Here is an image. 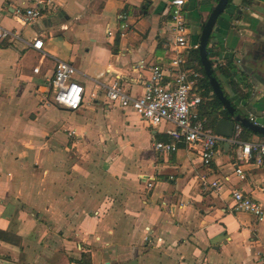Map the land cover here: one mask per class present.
Instances as JSON below:
<instances>
[{
  "label": "crops",
  "instance_id": "0c3cea01",
  "mask_svg": "<svg viewBox=\"0 0 264 264\" xmlns=\"http://www.w3.org/2000/svg\"><path fill=\"white\" fill-rule=\"evenodd\" d=\"M51 1L24 25L34 0H0V26L23 39H0V264H261L264 220L230 209L232 190L264 203L261 171L239 162V180L237 149L219 142L208 180L218 177L223 190L203 188L198 146L157 153L170 126L151 128L132 109L109 105L93 82L143 93L139 63L165 66L172 57L169 0ZM217 1L185 0L191 44ZM217 29L207 51L223 92L264 124V85L237 62L264 48V0H230ZM34 38L42 53L24 42ZM185 54V66L198 68L196 51ZM57 60L72 64L84 87L77 111L52 103ZM198 110L214 132L227 120L217 115L211 125L208 107Z\"/></svg>",
  "mask_w": 264,
  "mask_h": 264
},
{
  "label": "built area",
  "instance_id": "2783aa9c",
  "mask_svg": "<svg viewBox=\"0 0 264 264\" xmlns=\"http://www.w3.org/2000/svg\"><path fill=\"white\" fill-rule=\"evenodd\" d=\"M51 0H34L31 6L22 12V23L30 25L41 17V11L46 5H52ZM185 0H169L170 12L169 34L167 39L171 43L172 57L165 66L156 64H144L140 62L138 70L145 72L146 76L140 84L143 93L133 96L126 92L121 85L114 81L104 83L93 79L95 87L101 92L111 106L120 109H132L139 118L151 128L161 124H168L170 129L167 135L171 141L154 143V150L161 154H171L177 150L179 143L188 146H198L202 167L205 173L201 175L203 188L219 193L223 190V184L218 177H212L211 163L216 156V146L219 142L231 144L238 153L232 163L234 174L239 180L245 179V172L240 166L247 164L261 171L264 178V140L243 142L238 138L240 126L235 125L231 137H222L206 126L205 119L199 115L201 97L195 93L197 84L203 78L202 74L193 68H187L186 52L198 50V44L189 41L190 27L184 11ZM119 20L125 16L120 14ZM0 39L11 41H23L19 33L7 30L0 26ZM27 46L42 53L43 42L40 38L32 41H24ZM38 72V68L34 69ZM76 69L72 64L57 60L53 75L48 81V89L51 93L52 103L60 108L74 112L77 111L84 97V87L74 80ZM250 121L253 122L251 118ZM69 136L73 132L68 133ZM264 181V180H263ZM153 180L147 183L151 188ZM264 193V187L260 188ZM231 210L235 213H245L253 217L257 222L264 220V203L245 195L240 190H232L230 193ZM264 264V254L260 258Z\"/></svg>",
  "mask_w": 264,
  "mask_h": 264
},
{
  "label": "water",
  "instance_id": "95a60500",
  "mask_svg": "<svg viewBox=\"0 0 264 264\" xmlns=\"http://www.w3.org/2000/svg\"><path fill=\"white\" fill-rule=\"evenodd\" d=\"M228 1L229 0L217 1L216 5L209 12L206 20L203 21L198 40V58L201 67L212 89L213 95L220 102L227 114H229L227 120H219L215 128V134L229 138L232 136L234 125L237 123L253 134L264 136V124L250 121L247 117L248 113L236 107L224 94L223 87L218 81L211 61L208 58L207 46L213 38H216L217 28L221 23L222 14L227 8ZM248 56H243V58L237 60L241 67V73L251 78L252 81L264 85V74L261 72V70H264V48L256 47Z\"/></svg>",
  "mask_w": 264,
  "mask_h": 264
},
{
  "label": "trees",
  "instance_id": "16d2710c",
  "mask_svg": "<svg viewBox=\"0 0 264 264\" xmlns=\"http://www.w3.org/2000/svg\"><path fill=\"white\" fill-rule=\"evenodd\" d=\"M229 2H230V0L228 1L227 7L229 6ZM196 61H197L198 68L194 67L193 64H191V65L189 64L190 67L189 66L188 67L197 70L203 76L202 80L200 81V87H199V91H200L199 95H200L201 100H202V102H201L202 104L200 105L199 109H202V107H204V106L208 107V109L210 110L209 113L211 115H213V116H208L209 117L208 120H209L210 124L212 125L215 122V120L218 118L217 115H222L223 118H228L229 114H227L226 111L221 109V104L215 98V96H213V95L210 96L212 89H211V87L208 83V80L204 74V71L201 67V64H200V61L198 58V51H196ZM229 67L231 69H233V66L230 65ZM225 74L227 75L228 73H225ZM252 135H254V134H252L251 132H249L246 129H242L240 136H239V139L243 142H246L249 140V137ZM259 137L264 138V136H260V135H259ZM83 257H85V255H83Z\"/></svg>",
  "mask_w": 264,
  "mask_h": 264
},
{
  "label": "rangeland",
  "instance_id": "374dc122",
  "mask_svg": "<svg viewBox=\"0 0 264 264\" xmlns=\"http://www.w3.org/2000/svg\"><path fill=\"white\" fill-rule=\"evenodd\" d=\"M252 141H261L264 140V138L259 137V135H254L253 138H251Z\"/></svg>",
  "mask_w": 264,
  "mask_h": 264
},
{
  "label": "flooded vegetation",
  "instance_id": "af4514ba",
  "mask_svg": "<svg viewBox=\"0 0 264 264\" xmlns=\"http://www.w3.org/2000/svg\"><path fill=\"white\" fill-rule=\"evenodd\" d=\"M198 44V43H197ZM198 46H199V44H198Z\"/></svg>",
  "mask_w": 264,
  "mask_h": 264
}]
</instances>
